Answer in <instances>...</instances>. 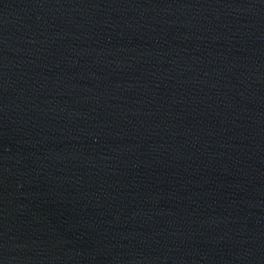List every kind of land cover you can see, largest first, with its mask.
Listing matches in <instances>:
<instances>
[{"label":"water","instance_id":"1","mask_svg":"<svg viewBox=\"0 0 264 264\" xmlns=\"http://www.w3.org/2000/svg\"><path fill=\"white\" fill-rule=\"evenodd\" d=\"M0 264H264V0H0Z\"/></svg>","mask_w":264,"mask_h":264}]
</instances>
